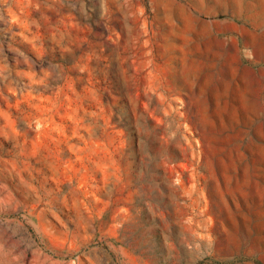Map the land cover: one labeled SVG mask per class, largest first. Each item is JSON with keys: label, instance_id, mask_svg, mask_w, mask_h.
Instances as JSON below:
<instances>
[{"label": "rangeland", "instance_id": "rangeland-1", "mask_svg": "<svg viewBox=\"0 0 264 264\" xmlns=\"http://www.w3.org/2000/svg\"><path fill=\"white\" fill-rule=\"evenodd\" d=\"M0 264H264V0H0Z\"/></svg>", "mask_w": 264, "mask_h": 264}]
</instances>
